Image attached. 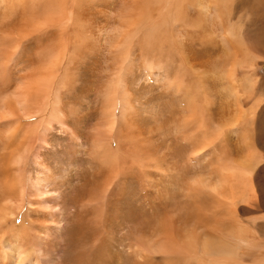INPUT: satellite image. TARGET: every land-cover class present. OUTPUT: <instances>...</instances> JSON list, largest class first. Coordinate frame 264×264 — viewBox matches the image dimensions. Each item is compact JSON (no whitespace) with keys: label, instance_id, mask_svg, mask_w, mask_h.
Returning <instances> with one entry per match:
<instances>
[{"label":"rangeland","instance_id":"374dc122","mask_svg":"<svg viewBox=\"0 0 264 264\" xmlns=\"http://www.w3.org/2000/svg\"><path fill=\"white\" fill-rule=\"evenodd\" d=\"M201 1L169 16L152 0H0V211L11 215L0 241L22 220L37 253L22 264H183L160 252L158 231L172 218L188 234L184 199L215 185L218 158L242 176L254 167L264 215V93L241 68L234 87L219 36L255 57L264 89V0ZM236 201L234 217L264 245L263 215ZM3 252L0 264H17Z\"/></svg>","mask_w":264,"mask_h":264},{"label":"bare ground","instance_id":"6f19581e","mask_svg":"<svg viewBox=\"0 0 264 264\" xmlns=\"http://www.w3.org/2000/svg\"><path fill=\"white\" fill-rule=\"evenodd\" d=\"M61 1H63V0H61ZM152 1L154 2L152 4L162 3L167 7L169 6L170 9L166 12V14L169 16H171L172 13L179 15V11L181 14H183L181 12V10L184 6H186V4H185L186 0H152ZM199 1L202 2L201 0H199ZM203 2H205V0H203ZM257 5H258V7H260L259 9H261V11L264 10V4L257 3ZM61 7H62V5H61ZM187 9H191L190 6H188ZM183 12H184V10H183ZM210 12L211 13L208 14L206 11V13L208 14V17L214 18V16H212V14H213L212 11H210ZM225 24H224V26H225ZM215 28L218 29L217 27H215ZM152 29H153V27H151V26L147 27V31H152ZM262 30H264V29H262ZM183 33H184V31H183ZM219 36H221L220 43L222 45H224L223 48L224 49H226V48L230 49V51L233 52L232 57H231L232 58L231 61L226 62V59H224L222 62L225 63V65H222V66H229V73H228L229 75L228 76H230L231 83L234 85V87L238 88L235 85V81H236L235 78H236V75L238 74V68H241L242 70L243 69L245 71L247 70L244 73V77H247L250 79L253 78V80H252L254 83L253 91L255 93H264V89H261L257 85V81H256L255 77H253L254 73H255V70H254L255 69V63L253 60L255 59V57H251L249 59V58H247L241 54L242 50H240L239 47H238V49L234 48V46H236L237 44H235V45L233 44L234 42L236 43V40H235L234 34L231 33L230 31L226 32L225 30L222 29V32L221 33L219 32ZM215 43L218 44V41ZM229 46H231L232 48H229ZM237 50H239L240 51L239 54H241L243 56L242 57L243 59L241 61L238 59L239 57L238 58L235 57ZM184 56H185V54H184ZM228 57H230V56H228ZM128 63L130 64L129 60L127 62V65H128ZM192 67L194 68L193 64H192ZM27 89H29V90H26V91H29V92L25 91V96L22 99V101H24V102H26V99L28 97H30V94H31V90H30L31 87H28ZM260 101L263 102L264 97ZM16 102H20V101L18 99H16ZM24 102L22 104H26ZM17 105L21 106V104H17ZM54 105H57V102L56 103L52 102L50 106L53 107ZM257 105H258V103L255 105V107ZM29 109H31V108L29 107ZM52 110H53V108H52ZM45 111H48V110H45ZM253 111H254V113H258L257 107L254 108ZM7 113L12 115L13 112L10 110ZM26 113H25V116H28V115H26ZM49 115L52 118H54L52 114H49ZM39 116H41V115H39ZM34 117H36V116H34ZM54 121H56V120L54 119ZM41 123H42L43 133L47 132L49 130L48 128L51 127L50 120H48L47 118L42 119ZM27 126L29 129L32 130V131L27 133V136L33 137L35 131H33L34 127H33L32 123L29 121ZM29 143L30 144L32 143L31 139L29 140ZM21 144H24V141ZM217 148L220 149L219 147H217ZM217 148H216V150H217ZM250 152H253V151L251 150ZM255 153H256V151H255ZM10 155L13 156L12 160L10 159L11 164L16 166L19 162L18 156L14 152L7 153V156H10ZM251 155H248L247 159L252 160ZM255 155H254V157H255ZM38 159H39V156H35L34 160H38ZM216 163L217 164L220 163V166H222V167L220 168V170L215 175V180H216L215 185L211 184L212 186L211 185L207 186L206 184H204L202 182L203 186H200L199 184H198L199 186L197 185L198 187L204 188V189H200L201 193H198V194L195 193L196 195L190 196V195H192V193H191L190 195H188L184 199L186 204L191 207V209H189L191 213L190 214L187 213V215L189 216V219L191 220L190 222L192 225V227L190 228V231L188 232V234L181 235V232H180L181 228L178 227L179 225H176V223L174 222V220L172 218H170V219L168 218L166 221L163 222L164 226H162V228L160 227V232L158 231L159 234L163 233V235H162L163 243L160 245V252L164 253L167 261L172 262V263L173 262L174 263L175 262H183V264H192V263L193 264H264V245H259L257 243V238L253 232L254 229L250 228L251 226L254 227L253 223L250 227H248L244 223H241V221H238V219H236L234 217L236 207L232 206V203L238 202V201H236L237 199L239 201L241 199V201L250 203L251 204L250 206L253 205L255 210L257 209V211H255V214L256 213H257V215L262 214L260 207H258L259 203H261V201H262V197H261V195L258 194L256 189H254L255 186L252 185V182L254 183V181L251 182L250 179H247L248 177H251L252 172H253L252 170L254 167L249 168V170L246 171L247 176H245V174H244V176H242L241 172H240V168H238L236 166L230 168L228 166L227 162H223L222 158H218ZM216 163H214V164H216ZM252 164L253 163H251V166H252ZM229 169H232V170L228 174L227 170H229ZM224 171H226V172L224 173ZM236 172H240L238 174L241 176H238ZM235 176H236V178H235ZM49 180H50L49 178L42 179L41 180L42 183L39 184L38 186L45 189L48 186ZM206 180H209V179H206ZM209 181H207V182H209ZM196 182H199V180ZM195 184H197V183H195ZM205 188H210V190L209 189L207 190ZM222 188L224 190L226 189L229 192V193L226 192V194L228 196L223 194V193H225V191L222 192ZM204 191H207L206 194ZM44 192H46V191H44ZM199 194H201V195H199ZM237 196H239L240 198H238ZM46 198L48 199V197H46ZM57 199H58V197L55 198V201H57ZM225 208H226V212L231 211L230 217L227 219L225 217H223V215H222L223 212H225V210H224ZM7 210L9 211L10 209L5 208V210L0 211V224L7 223L8 217L11 216V215H9L10 211L8 212ZM58 210H60V209H58ZM259 210H260V212H259ZM208 211H210V212H208ZM13 212L14 211H12L11 213H13ZM53 212H54V214H56L57 210H54ZM258 213H260V214H258ZM21 216L22 215H20L19 217H21ZM179 219H181V217ZM185 219H187V218H185ZM262 219H264V215H263ZM17 222L19 223V225H17V228H15L16 225L12 228L11 227L8 228L7 232H9V234L7 235L6 239L0 241V244L2 245V248L4 250V252H3L4 255L10 257V260L14 261L15 263L22 264L24 262H28V257H30V255L33 254V252H35V248L33 247L34 245L32 246L31 243L29 242V241H34L35 239H33L34 237L31 233V231H29V229H28V231H23L22 235H21L20 232H21V230L24 229V224H23L22 220H19V219L17 220ZM166 222H167V224H166ZM187 222H189V221H187ZM181 224H182V221H181ZM226 224H229L231 226L230 229L228 228L229 230H225V227H223ZM254 224H255V222H254ZM159 225L161 226V223ZM169 230H171V232H168ZM36 239H38V238H36ZM143 240H145V239H143ZM24 242H26L25 245H23ZM141 245L145 247V244H141ZM141 250H143V249H141ZM37 261H38V259H37ZM32 262H33V260H32Z\"/></svg>","mask_w":264,"mask_h":264}]
</instances>
